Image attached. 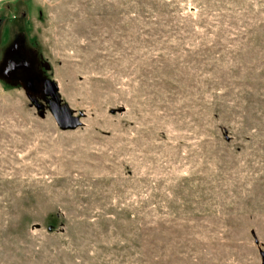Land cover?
I'll use <instances>...</instances> for the list:
<instances>
[{
    "label": "rangeland",
    "instance_id": "1",
    "mask_svg": "<svg viewBox=\"0 0 264 264\" xmlns=\"http://www.w3.org/2000/svg\"><path fill=\"white\" fill-rule=\"evenodd\" d=\"M0 19L81 120L0 71V264H264V0H0Z\"/></svg>",
    "mask_w": 264,
    "mask_h": 264
},
{
    "label": "flooded vegetation",
    "instance_id": "2",
    "mask_svg": "<svg viewBox=\"0 0 264 264\" xmlns=\"http://www.w3.org/2000/svg\"><path fill=\"white\" fill-rule=\"evenodd\" d=\"M1 22L0 19V26ZM17 31L20 29L14 26L8 31V39L4 42L6 43L4 46H1L2 40L0 39V71L2 76L8 81L21 83L26 88L29 97H35L38 101L41 100L40 102L43 101L42 105L46 104L48 107L51 99L45 93V76L40 72L48 64L41 57L35 55L32 46L24 36L16 35L19 34Z\"/></svg>",
    "mask_w": 264,
    "mask_h": 264
},
{
    "label": "water",
    "instance_id": "3",
    "mask_svg": "<svg viewBox=\"0 0 264 264\" xmlns=\"http://www.w3.org/2000/svg\"><path fill=\"white\" fill-rule=\"evenodd\" d=\"M45 93L50 97L48 109L52 114L54 120L62 130L74 129L81 124L79 116L74 113L73 108L68 104L61 102V97L58 92L57 83L50 78H45ZM30 102L36 109L42 112V102L38 101L35 97H29Z\"/></svg>",
    "mask_w": 264,
    "mask_h": 264
},
{
    "label": "trees",
    "instance_id": "4",
    "mask_svg": "<svg viewBox=\"0 0 264 264\" xmlns=\"http://www.w3.org/2000/svg\"><path fill=\"white\" fill-rule=\"evenodd\" d=\"M23 14H24V12H22L21 17L23 16ZM3 17H5V16H3ZM56 219H57V217L55 215H53V214L49 215L48 220L50 223H48V226H47L48 231H51V229H52V223L51 222H54Z\"/></svg>",
    "mask_w": 264,
    "mask_h": 264
}]
</instances>
